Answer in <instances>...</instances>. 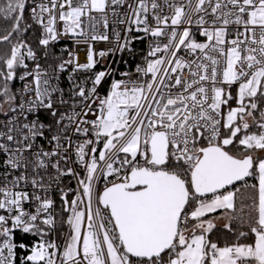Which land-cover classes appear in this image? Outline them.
I'll return each instance as SVG.
<instances>
[{
  "label": "snow or ice",
  "instance_id": "6c2138e0",
  "mask_svg": "<svg viewBox=\"0 0 264 264\" xmlns=\"http://www.w3.org/2000/svg\"><path fill=\"white\" fill-rule=\"evenodd\" d=\"M0 22V264H264V0H0Z\"/></svg>",
  "mask_w": 264,
  "mask_h": 264
},
{
  "label": "built area",
  "instance_id": "2783aa9c",
  "mask_svg": "<svg viewBox=\"0 0 264 264\" xmlns=\"http://www.w3.org/2000/svg\"><path fill=\"white\" fill-rule=\"evenodd\" d=\"M101 30H102V26H101ZM145 43H146V42H145ZM62 44H68L69 47H71V45H72V41H71V40L64 39V40H62L60 43H57V44L55 45V47H56L57 49H59V48L62 46ZM134 46H135V47H139V48H143V47H144V45H140V44H134ZM95 47H96L97 49H99V48H101V47H105V45H104L103 43H98V44L95 45ZM78 51H80V58H81V60L83 61V59H84V52H83L82 50H79V49H78ZM107 59H108V60H113L114 58H113V56L109 55V57H108ZM132 63L134 64L135 61H132ZM101 64H104V61H101ZM113 67H119L121 70H124V65H123L122 63L119 64V65H116V64L114 63V64H113ZM66 75H67V74L65 73V76H66ZM20 86H21V85H20V83H19V79H18V77H17L16 83L13 85V88L15 89L16 87H20ZM5 119H6V117H5L3 114H0V124H2V122H3ZM0 130H2V129H0ZM0 170H2V169H0ZM68 181H69V178H68V177H65L63 183H64L66 186H68L69 188H73V189H74V188L76 187L75 181H72L71 183H69ZM56 187H58V185H57ZM51 195H52L53 199L56 201V206H57V208H59L60 201H59V198H58V191L56 190V188H54V189L52 190ZM68 199L71 200V195H69ZM58 231H63V232H65V233H67V232H68V228H67V226L65 225V226L63 227V229H58ZM60 242H62V239L60 240ZM17 255L19 256V252L17 253Z\"/></svg>",
  "mask_w": 264,
  "mask_h": 264
},
{
  "label": "trees",
  "instance_id": "16d2710c",
  "mask_svg": "<svg viewBox=\"0 0 264 264\" xmlns=\"http://www.w3.org/2000/svg\"><path fill=\"white\" fill-rule=\"evenodd\" d=\"M0 26H2V22H0ZM0 47H2V46H0ZM217 213H219V212H217ZM211 236L214 239L219 237L221 242H223L225 239H228V240L232 239L231 235L228 234L227 230H224L221 225H217L216 229L211 233ZM31 238L32 237H29V239H31Z\"/></svg>",
  "mask_w": 264,
  "mask_h": 264
},
{
  "label": "crops",
  "instance_id": "0c3cea01",
  "mask_svg": "<svg viewBox=\"0 0 264 264\" xmlns=\"http://www.w3.org/2000/svg\"><path fill=\"white\" fill-rule=\"evenodd\" d=\"M217 215H219V213H217ZM224 221L223 220H218L216 221V225H223Z\"/></svg>",
  "mask_w": 264,
  "mask_h": 264
}]
</instances>
